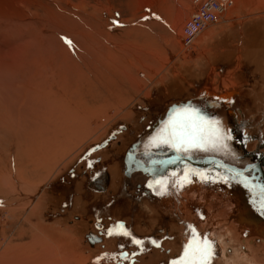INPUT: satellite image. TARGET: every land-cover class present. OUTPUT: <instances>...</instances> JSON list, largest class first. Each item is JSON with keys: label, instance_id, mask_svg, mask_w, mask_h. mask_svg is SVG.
Listing matches in <instances>:
<instances>
[{"label": "rangeland", "instance_id": "1", "mask_svg": "<svg viewBox=\"0 0 264 264\" xmlns=\"http://www.w3.org/2000/svg\"><path fill=\"white\" fill-rule=\"evenodd\" d=\"M138 1L0 0V175L12 177L11 187H0V249L35 235L62 242L73 264H118V252L124 249L134 264H195V250L207 238L212 242L209 264H245L250 253L264 258L262 240L250 229L248 236L256 237L246 241L245 229L240 233L241 227L229 218L235 215L232 206L222 208L217 199L200 205L203 197H178L181 206L168 197L173 212L165 214L167 220L155 208L151 213L146 201H116L109 210L112 220L124 219L134 232L124 237L117 225L109 224L104 244L86 241L84 233L92 230L91 205L111 195L88 192L86 180L106 164L117 170L109 190L118 187V157L162 109L197 96L204 85L214 92L236 93L237 119L248 120L246 130L260 134L264 148V0H234L190 48L181 38L194 5L190 0H162L167 8H175L177 1L187 4L181 31L169 49L161 44L174 37L172 32L153 27L158 38L147 28L138 29L149 20H142L144 14L151 12ZM109 48L110 78L129 98L120 100L109 90ZM112 132L101 150H92ZM253 147L251 141L247 148ZM85 153L96 159L93 169L85 167ZM160 188L162 196L165 183ZM44 189L51 192L46 197ZM41 206L48 208L49 219L42 216ZM239 233L241 241L235 244ZM195 239L197 246L191 248ZM252 244L254 252L244 254Z\"/></svg>", "mask_w": 264, "mask_h": 264}, {"label": "water", "instance_id": "2", "mask_svg": "<svg viewBox=\"0 0 264 264\" xmlns=\"http://www.w3.org/2000/svg\"><path fill=\"white\" fill-rule=\"evenodd\" d=\"M234 98L235 93L225 97L209 96L200 91L195 97L168 105L151 127L126 151V170L134 162L133 169L153 170L155 167L151 164L159 163L164 167V163L171 166L174 163L183 167L187 161L193 163L195 169H203L212 164L202 167L197 165L198 161L219 160L226 163L225 169L230 175L246 174L248 171L240 167L253 168L255 165L249 174L252 179L261 181L264 187V152L254 153L246 149L245 138L237 131L235 123ZM179 137L194 138L199 146L178 150L173 145L179 144ZM142 154L145 158L139 157ZM145 163L149 166H145ZM239 183L244 190H252L250 183L243 180ZM245 200L253 212V218L264 220V204H256L251 197ZM124 256L126 251L119 255L120 258Z\"/></svg>", "mask_w": 264, "mask_h": 264}, {"label": "bare ground", "instance_id": "3", "mask_svg": "<svg viewBox=\"0 0 264 264\" xmlns=\"http://www.w3.org/2000/svg\"><path fill=\"white\" fill-rule=\"evenodd\" d=\"M232 4H234V0H232ZM227 9L222 11L221 17L227 11ZM200 33L197 34L196 38L200 35ZM196 38H195V40H196ZM195 40H194V42H195ZM201 89H202L201 91L203 93H208L209 96L220 95V96L229 97V95H230V93H228L230 91L218 93V92H214V91L210 90L205 85ZM233 93H235V92H233ZM164 109H162V111ZM235 123H236L237 131L241 132L243 137L245 138L246 149L248 150L247 147L251 141L252 142L256 141V144L251 151H253L254 153L255 152H259V153L264 152L263 140L261 138V135L259 134V137H258L255 135H249L248 132L245 133V131H244V130H246L245 127L249 126L248 125L249 122L246 119H242V118L240 120H238L237 116L235 114ZM252 134H253V132H252ZM139 157L145 158V155L142 154V155H139ZM184 163H186V165L183 167H181L178 164H174V163L172 164V166L166 165L167 163H164L165 164L164 166H166V168H168L167 169L168 172L171 170H173L174 172L176 170H179L182 172L179 174L177 181L176 180L172 181V191H173L174 195L173 196L171 195L170 199L172 198L173 201L178 206L179 205L181 206V204H184L183 201H179V198H180V200L184 199L185 197H186V199H188L189 196L196 198V199H198L199 197L205 198V201L202 200L200 205H202V204L205 205V203H210L213 200L216 201V199H217L220 201L222 208L227 207V206H230V207L232 206V210L235 212V215L233 213L229 216V218H231V220H234V222L237 223L238 227L245 229L247 231V235L250 233L249 230L251 229L256 235H259V237L264 238V220H260V218L255 220L253 218V212L250 209L249 204L245 200L246 197H249V198L251 197L252 201L256 202V204H259V203L264 204V187H263V184L261 183V181H259L257 179H252L251 175L249 174L251 172V170H253L255 165L253 166V168H251V167L249 168V167H245V166L240 167V168L248 171L246 174L241 173L238 175H235V174L230 175L227 172V170L225 169L226 163H224L223 161L222 162L219 160L214 161V162L213 161L209 162V161H205V160L204 161L203 160L198 161L199 164H197V165H201L202 167H204L205 165H211L212 164L211 165L212 167L209 166L208 168H203V169H195L194 164L191 162H188V161L184 162ZM131 164H132L131 166H133V164L135 165V162L131 163ZM20 165H22V164L20 163ZM145 166H149V165H147L145 163ZM150 166H154L155 168H153V169H161V167L163 165H160L159 163H155V164H151ZM169 167L173 168V169H170ZM121 168L123 171L124 170L123 163H121ZM237 171L240 172L239 170H236L235 172H237ZM227 174L230 175V177L226 176ZM14 177L16 178V176H14ZM29 179L27 177V180H29ZM240 180H243V181L250 183L252 185V190L250 192L247 190H244L240 186V183H239ZM13 181H16V179H14ZM17 181L20 182L19 180H17ZM8 182H12V177L10 176V174L6 173V172L1 173V175H0V187H2L3 185H6V184L9 185ZM12 184L14 185V183H12ZM27 187L29 188V186H27ZM16 191H18V190H16ZM13 192H15V191H13ZM0 193H1V191H0ZM167 198H168V196L166 197V201H167ZM30 200H32V199H30ZM166 201H165V203H167ZM9 202H11V201H9ZM9 204H11V203H9ZM18 205L13 206V208L14 207L18 208ZM166 207L168 209H172L171 207H169V204H166ZM182 207H183V205H182ZM6 209H7V206H6ZM25 221H29V220H25ZM25 221H24V223H25ZM40 229L41 228H39V230ZM43 232H46L45 229ZM27 234H25V235H27ZM44 234H46V233H44ZM47 237H46V239H43L42 237H41V239H37L38 237H36L35 235H32L30 238L28 237L29 238L28 240L26 239L27 237L26 238L24 237L25 241L24 240L22 242L19 241L20 243H18V244H12V242H7L0 249V264H73L74 262H73V260L71 261V257L66 255L68 253H65L67 249L65 250L64 247H66V246H64V244L62 242L57 241V239L52 238L50 240ZM238 237H235V238H238ZM21 239H19V240H21ZM263 242H264V239H263ZM251 254L252 253L247 254L244 257L245 258V260H244L245 264H264V258L257 257L254 253L252 255Z\"/></svg>", "mask_w": 264, "mask_h": 264}, {"label": "flooded vegetation", "instance_id": "4", "mask_svg": "<svg viewBox=\"0 0 264 264\" xmlns=\"http://www.w3.org/2000/svg\"><path fill=\"white\" fill-rule=\"evenodd\" d=\"M252 127H253V125H252ZM255 129L258 130L257 128H255ZM246 132H248V131L245 130V133ZM258 132H259V130H258ZM114 134H115V132H112L108 139L103 140L101 142V144L94 146L92 148V150L93 151L99 150V149L101 150L103 148V146H105L107 141L114 136ZM123 135H125V133L122 132V133H120L119 136L123 137ZM255 136H257V135H255ZM134 142H136V141H134ZM134 142H132L130 144V146ZM253 143L255 146L256 141H253ZM127 150H125V152H123V154L120 155L118 157V160H117L119 163V171H121L122 176H121V181H120L119 186L115 187L113 189L114 192L112 189L109 190L110 189L109 184L117 176V170L111 169L110 167L107 168L106 164H102L101 166H97V170L94 171L92 176L86 180V185H87L86 188H87L88 192L100 193L103 191H108L109 193H111V195L109 196V198L106 201L98 202L96 204H92L90 207L91 213L93 214L92 221H91L92 230H88L86 233H84V236L86 238V241L91 245H95L96 243H100V244L105 243L106 239L109 237V232H108L109 224L117 225L120 232H121V235H123L124 237H127L130 235L131 232L132 233L134 232V230H133L134 228L132 229V227H131L130 230L128 229L129 224H127V222L124 219L117 218L115 221L112 220L113 217H112V215L109 214V210H110V207L113 205V203L116 201H124V202H126V200H134L136 202L146 201L147 203L150 204L149 208L151 210V213L153 212L152 208H155L157 210V213L159 214V216H161L165 220H167L165 218V216H166L165 214L171 215V213L173 212L172 209H168L166 207L165 201H166L167 196L170 197L171 195L172 196L174 195V193L172 191V181H174V180L177 181L179 174L182 172L179 170H176L175 172L173 170H171L168 172L167 171L168 168H166V166L161 167V169H153V170H151V169H147V170H143V169L139 170L138 169L137 170V169H133L134 166H129V169L126 170L125 153ZM83 158L86 159V161L84 163L85 167L88 169H93L94 168L93 166L95 164L96 159L91 158V153H85L83 155ZM121 163H123V166H124L123 171L121 168ZM170 169H173V168H170ZM164 183L166 185L167 191H164V193L161 196L159 191L161 189L160 187H162V184H164ZM43 193H45L44 197H46L51 192L47 193V191L44 189ZM69 202H70V204H72L74 202V199L70 200ZM41 208H42L41 209L42 216L45 219H49L48 208L42 207V206H41ZM55 214L56 213L52 212L51 217ZM54 222H55V224L57 223L56 221H54ZM59 227H61V226H59ZM126 229H128V230H126ZM241 232L243 233L242 228L240 230V233ZM244 232L247 235V231L244 230ZM74 233L75 232L73 229H69V235L73 236V238H75V240L77 241V236ZM240 233L238 235L239 237L237 235L236 236L234 235V237H238L234 240L235 244L237 242L241 241ZM256 236L262 240V245L264 246V242H263L264 238L259 237V235H256ZM256 236H248L247 235L245 240L246 241L251 240L253 242L252 239ZM142 237H144V236H142ZM142 241H143V239H142ZM240 243H243V242H240ZM153 245H155V244H153ZM195 246H197L196 239L192 240L190 242L191 248H194ZM248 246H249L248 251L246 249L243 250L244 254L250 253L251 251L254 252V250L256 249V247H254L253 244L251 246L250 245H248ZM123 251H126V256H124L123 258L118 260V264H122L123 263L122 260H124L125 258H128V257H129L128 264L131 263V260H132V264H134V262L136 261L135 258L131 257L129 255L130 252L125 250V249L119 251L117 257H119L120 253H122Z\"/></svg>", "mask_w": 264, "mask_h": 264}, {"label": "crops", "instance_id": "5", "mask_svg": "<svg viewBox=\"0 0 264 264\" xmlns=\"http://www.w3.org/2000/svg\"><path fill=\"white\" fill-rule=\"evenodd\" d=\"M239 1L242 3L243 0H237V2H239ZM137 3H138V6H140L142 4V6H144V7H151V9H150L151 12L149 13L150 16L147 17L146 16L147 13H145L144 14L145 16L142 19V20H146V19H149V20L142 22V23H139L138 29L144 30L145 28H147L148 32L150 31V32L154 33V36H156L158 38L161 35L158 32H156L155 30H152L153 27H157L159 29H164L168 32H172L173 36H174L173 38H167L166 37L165 38L166 40L164 41V43L161 42L162 43L161 45L165 49H169L175 43V41H174L175 38H177L179 36V33L181 31V26H180L181 21L184 17L182 15L183 7L187 8V4H185L183 1H177L175 3V8H172V7L167 8L166 4L162 0L159 2H158V0H152V1L139 0ZM252 9H253V7L250 6V7H247L246 10L249 11ZM130 23L131 22H129V25H131ZM132 24H135V23H132ZM146 26H148V27H146ZM222 36H223V38L225 37V32L220 34V36L218 37V41L221 42ZM200 39H202V38H200ZM195 41L198 42L200 40H195ZM111 42L112 41H110L109 44H111ZM222 52H223V54H225V50H222ZM112 58H113L112 57V51L109 48V83H110L109 85H111V87H109V90L112 92V94L115 98H119L120 100L124 99V98H129L126 91L123 90L120 86L114 85L115 81L113 82V80L110 78V74L114 76V74L111 70V65H110ZM138 65H145V64L141 62ZM142 76H144V75L142 74ZM128 77L132 78V79H130V78L129 79L131 81H133V83H135V82L139 83L138 82L139 80L136 79L134 76H128ZM118 82H120V81H118ZM120 84H121V82H120ZM122 90H123V93L120 94V92ZM85 144H87V143H85ZM85 144H83L81 148H83Z\"/></svg>", "mask_w": 264, "mask_h": 264}, {"label": "built area", "instance_id": "6", "mask_svg": "<svg viewBox=\"0 0 264 264\" xmlns=\"http://www.w3.org/2000/svg\"><path fill=\"white\" fill-rule=\"evenodd\" d=\"M195 9L183 26L181 43L190 48L198 33L215 24L222 11L232 5V0H190Z\"/></svg>", "mask_w": 264, "mask_h": 264}, {"label": "snow or ice", "instance_id": "7", "mask_svg": "<svg viewBox=\"0 0 264 264\" xmlns=\"http://www.w3.org/2000/svg\"><path fill=\"white\" fill-rule=\"evenodd\" d=\"M188 111V110H185ZM218 123V122H217ZM179 144H174V147H177L178 150L181 148L183 150H187V148L191 147H198L199 145L196 143L194 138H184V137H179ZM167 143V141H164ZM139 243V241H137ZM212 242L205 238L203 242L196 248L195 250V264H209L210 257L212 255ZM187 254V251H186ZM191 264V262H190Z\"/></svg>", "mask_w": 264, "mask_h": 264}]
</instances>
